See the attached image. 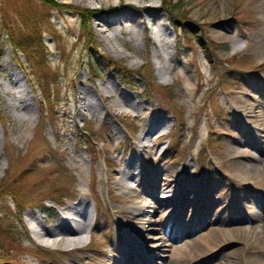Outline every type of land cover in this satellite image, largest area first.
<instances>
[{
    "label": "rangeland",
    "instance_id": "obj_1",
    "mask_svg": "<svg viewBox=\"0 0 264 264\" xmlns=\"http://www.w3.org/2000/svg\"><path fill=\"white\" fill-rule=\"evenodd\" d=\"M88 1L0 0V184L15 194H0V264H118L132 254L129 247L154 253L143 256L147 264H167L173 255L168 231H147L143 244L131 236L145 226L153 200L145 189L153 188L156 173L160 182L176 181L157 197L173 195L179 206L194 199L181 228L191 227L189 239L202 235L212 248L198 258L196 249L186 264H264V200L258 197L264 191V0H167L200 25L197 32L175 30L160 0H149L170 31L163 59L153 55L149 25L135 39L122 35L124 57L114 55L96 27L99 6L107 4ZM28 19L40 24L48 78L58 75L47 101L30 74L42 72L15 53L2 27L18 33ZM111 81L136 107L96 95ZM86 83L95 88L97 107L90 110L79 102ZM152 118L160 121L134 158L131 148ZM235 139L240 169L228 162ZM185 182H197L202 192L186 191ZM80 201L87 203L86 222L94 220L90 230L79 231L81 241L41 243L34 217L59 224L62 211ZM165 213L173 234L179 213ZM124 242L130 245L122 248Z\"/></svg>",
    "mask_w": 264,
    "mask_h": 264
},
{
    "label": "bare ground",
    "instance_id": "obj_2",
    "mask_svg": "<svg viewBox=\"0 0 264 264\" xmlns=\"http://www.w3.org/2000/svg\"><path fill=\"white\" fill-rule=\"evenodd\" d=\"M62 1L66 3L70 2V0ZM98 1L106 2L107 5L105 7L99 6L101 13L97 15V32L100 36V39L111 48L114 55L124 57V52L122 49L119 48V44L127 46V41L122 37V35L128 34L132 39H135L136 36L140 34L143 35L145 27H147L148 25L151 28L150 37L154 42H156V45L153 49L154 57L163 59L166 54L169 55L168 49L170 47V40H168V37L170 36V31L162 21H159V10L155 4L148 3L149 0H118L117 4L115 5H112L110 3V0ZM87 3H89L88 0H81V4L86 5ZM72 4L79 3H74L72 1ZM171 56L172 55L170 54V57ZM162 66H164V68L166 67L164 64H162ZM158 68L160 69V71H162L161 66H158ZM109 83L110 86L103 87L100 92L95 91L97 96L102 97V101H108L109 99H111L113 106L128 104L129 106L136 107V103L132 100L131 95L128 92L122 91L118 82L111 81ZM92 88L93 90L95 89L91 83L82 84L80 86L79 102L82 110H90L93 107H97V102L91 94V91H93ZM112 90L114 92H109ZM23 91L24 89L20 87L19 92L23 93ZM20 95L21 94H19L18 96ZM246 100H254V102L260 104V100L256 97L248 96ZM27 105H30V103H28ZM112 105H108L107 107L112 110ZM236 108L239 109L240 107L236 106ZM262 114L263 122L260 125L261 129L264 131V107L262 108ZM144 118H146V116H144L143 119ZM159 121L160 119L158 118H152V121L150 122L151 124L147 125V127L140 135L138 143L132 146L131 150L134 153V158L138 155V153H140L144 149V147L146 146V136L152 131V129ZM238 142L239 139H235L230 145L231 156L228 158L229 164L236 169H240L241 167H243V162L240 160V156L242 155H240L236 148H234V144H237ZM132 162L133 157L131 156L129 162H127V166H129ZM127 166L125 168L126 171ZM236 175L239 176V174ZM152 181L154 182L153 188L149 190L145 189L146 192L150 193L151 197H153V200L150 202V204L147 205L146 208L148 217L146 219L145 226L143 225L144 228L142 231H138V233L135 232L131 234V236L134 237L132 240H140L141 238L143 244L145 240V233L147 234V231L151 232L161 229L165 232L168 231L169 237L170 239H172L171 241L173 243L169 244L172 245L173 255L169 258L167 264H186V257L193 256L196 252V249L197 251H201V253L195 254V258L205 256L207 254V251L212 250L208 242L205 241L202 235H198V237L196 238L194 237L193 239H189L193 235L191 227L188 229V226L184 225L185 228H181V223L183 221L186 222V220L188 219L187 217L183 216V213L188 209H193L192 202L194 199L184 201L185 206H179L173 202V195L170 197L159 198L155 195V193L162 189H169V187L172 186V184H174L176 181L168 180L165 182H160L161 178L159 173H156L151 177L150 182ZM117 183L122 185L120 182ZM239 183L240 182H238V184ZM184 186L186 191L192 190L197 193H200V191L202 192L201 186L197 182L193 184L185 182ZM208 191L209 193L211 192L210 189ZM143 193L145 194V192ZM179 196L180 200H183V194H180ZM261 196L264 200V191H262L261 194L260 192L258 193V197L260 198ZM201 197H206L205 191H203V195H201ZM171 208L175 209L179 213V218L177 216L175 217L176 221H178V226H176L173 234H171L170 232V230H172L171 227L167 228V222L169 219L168 217L171 215L172 211L170 212L168 217V213L164 214V212H169L170 210H172ZM168 209L169 211H167ZM158 212L161 216L159 219L155 220L153 216L155 215V213ZM86 213L87 203H85L84 201H80L76 205L67 206V208L62 211V214L60 216L61 222L59 224L50 225L46 222V219L39 220L37 217H34L36 226L33 228V231L40 238L41 243L45 242L46 244L52 246H74L81 241V234H79V231L82 230L83 233L84 227L86 230H90L93 225L94 220L92 218H90L86 222ZM191 215H193V212L191 213ZM199 227H201V225ZM197 229L199 228H195L194 231ZM177 233L183 235L182 240L177 237ZM177 241L182 242L178 245L175 244V242ZM129 245L124 242L122 248H126ZM180 249L184 250L178 252ZM188 250L191 251L190 254L188 253ZM129 251H131L132 254H130L128 257H125V259L118 264H132L133 262L134 264H147V261L143 258V256H155L154 253L145 254L138 250L135 251L134 247H129ZM183 251L184 253H181ZM191 259L192 257L190 258V260ZM250 259L251 257L249 256L247 260L249 261ZM227 263L236 264L233 262H226L225 264Z\"/></svg>",
    "mask_w": 264,
    "mask_h": 264
},
{
    "label": "trees",
    "instance_id": "obj_3",
    "mask_svg": "<svg viewBox=\"0 0 264 264\" xmlns=\"http://www.w3.org/2000/svg\"><path fill=\"white\" fill-rule=\"evenodd\" d=\"M40 1L46 5H55L50 2V0ZM173 4L174 3L170 4V2L167 0H161L162 7L170 14V23L172 27L175 29H181L185 32H197L198 29H200V25L194 23V21H192L186 14L182 15L184 11H180L179 13ZM39 26L40 24L36 20L28 19L27 21L23 22L22 31L18 33H15L11 28H8L5 25L2 27L3 31H6L9 43L11 44L15 53L20 52L27 62L32 63L36 68L39 69V71L42 72L41 75H36L34 72L30 74L34 76L38 82V85H40V91L43 96V100L47 101L51 95L50 85L51 83L57 82L58 75H54V77L51 79L48 78L49 69L47 68L48 60L45 50L46 45L42 38ZM91 58L90 62L92 63ZM42 80H44L45 84L40 83ZM85 133L88 134L89 132L86 130ZM0 194H5L11 197H14L15 195L13 191L7 189V186L5 187L4 182L0 184ZM0 250L3 251L2 246H0ZM7 250L10 251L12 248H8Z\"/></svg>",
    "mask_w": 264,
    "mask_h": 264
}]
</instances>
